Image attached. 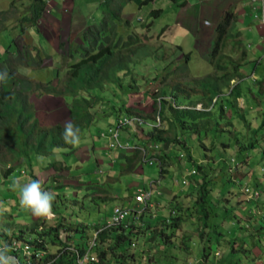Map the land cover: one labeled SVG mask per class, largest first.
Here are the masks:
<instances>
[{
    "label": "rangeland",
    "instance_id": "obj_1",
    "mask_svg": "<svg viewBox=\"0 0 264 264\" xmlns=\"http://www.w3.org/2000/svg\"><path fill=\"white\" fill-rule=\"evenodd\" d=\"M43 1V7L46 2L53 13L70 2L69 0L59 2L55 7L54 2ZM75 1L79 3L81 0ZM124 1L126 0H104L105 3L99 6L98 0H93L88 6L81 5L79 9L83 8V15L85 17L90 15L93 20V22L88 20L90 25L86 23L90 29H97V26H100V20L97 19L101 16H104L107 26L110 27L112 13ZM143 1L132 0L130 5H126L128 10L123 11L121 15L123 18H131L130 26L119 28L124 38L134 34L143 41L139 40L144 45L139 47L133 61L134 68L139 69L138 72L134 70L137 82L131 86L132 88L127 89L125 95H122L115 86H107L104 92L100 91L106 113L93 121L94 127L101 128L107 124L104 119L107 118L106 115L111 114L110 105L114 99L117 102L126 100L125 106L132 108V112L144 110L145 113H149L154 104V95L146 96V92L158 93L163 89L166 95H170L171 85L176 80L181 81L182 86L190 88L191 81L212 72L208 58L217 26L214 18L197 17L195 20L184 18V14L190 15L192 12L191 7L181 10L185 6L184 0H147L142 3ZM188 1L191 6L195 4L196 10L197 0ZM30 2L31 0H0V12L7 9L6 13L5 11L0 13V71L8 65L12 70H9V74L13 72L18 79L28 81L25 86L18 84L13 86L22 90L28 101L33 104L32 119H39L41 126H50L56 122L65 123L68 120L67 101L61 96L47 95L44 87L40 90L36 88L40 82L49 81L56 84L65 77V70L68 67L66 55L80 44L81 29L73 28L68 34L66 29L58 26L59 31L54 33L49 26L48 14L44 15L41 27L46 35L59 43L53 51L40 27L29 29L26 28L28 22L22 21L25 14L30 15L28 12ZM210 6L216 7L212 4L204 7ZM154 10H159V14L152 13ZM119 18L114 17L116 22L121 21ZM80 19L82 16L76 21L83 25ZM61 24H64V21ZM2 25L6 27L2 28ZM148 35H152L151 39L147 38ZM21 53L27 54L26 59L34 60L35 63H31L30 68L25 66ZM238 55L239 52L232 53L235 58ZM10 57H13V62L8 60ZM71 59L73 62L76 61L74 57ZM248 63L241 67L244 76L250 73V64H255ZM57 66L61 69L56 74ZM169 74H172L171 78L162 79ZM155 76L157 79H154ZM237 82L240 83L244 94L237 100L239 107L244 105L241 110L225 106L220 111L219 99L214 106H209L213 114L209 117L210 124H215V120H219L217 128L208 127L201 130L200 140L194 135H189V141L183 142L185 149L171 141L172 152L169 156L166 153L169 147L163 145V153L167 154L164 175L158 183H153L152 206L145 212L152 219L151 227L146 228L145 224L138 221V228H135L138 232L131 234L129 247L124 245L116 249L117 251L109 253L105 263L97 259L94 261L95 264H191L197 260H202L205 264H264V228L260 226L264 215V78L251 75L241 80L235 78L231 80V85ZM226 95L227 92L222 98ZM213 101L214 99L212 103ZM222 102L226 104L223 99ZM179 103L192 105L184 97L179 99ZM194 105L198 109H203L201 102ZM240 113L245 117L248 126L239 120ZM93 126L85 137L80 139L74 152L63 154L64 149H57L56 155L63 161L56 164L58 170L50 167L47 159L45 161V158L40 159V156L35 155L29 165L18 167L10 174L4 173L6 164L0 163V238L19 235L22 228L28 227L30 230L35 220L40 224L38 223L33 230L39 226L47 230L49 226L62 221L64 225L60 229L63 232L56 238V242L51 241V250H55L61 241L65 242L66 239L68 243L84 245L95 237L93 224L108 221L114 205L132 204L134 191L146 187L150 181L158 180L156 165L140 164L134 172L123 173V168L120 170V167L131 150L109 148L108 139L96 136ZM119 132L122 137L127 134L131 136L133 133L130 127H121ZM135 132L144 135V131L141 132L139 128H136ZM178 134L180 138L187 137ZM250 140H255V143L254 148L249 150V155L245 154L246 151L238 150L237 145L243 146L245 141ZM181 153L184 155L181 156ZM51 160H55V155L51 156ZM185 161L189 163L187 167L193 165L196 168V164L202 165V175L205 179H210L211 198L204 206L208 213L206 225L194 202L198 186L190 181V177L187 184L181 183ZM202 175L196 174V178L204 181ZM33 179L40 180L43 188L55 195V217L52 220L34 217L30 211L20 206L18 190H14L13 185L17 180L27 183ZM256 185L263 187L259 201H253L254 198L249 197L250 194L254 195ZM226 187L232 188L235 199L226 202L228 208L232 206L234 209L225 212V206L220 207L214 203L215 197ZM246 187L247 191L244 190ZM105 189L108 191H102ZM105 196L106 200L103 199ZM254 196L257 197L256 194ZM176 205L182 206L178 211L183 219L180 227L169 228L167 232L172 236L171 240L168 239L164 244L159 242L162 245L157 246L158 242L153 238V227L159 222L155 225V221L166 219L167 224H171L170 213ZM255 224H259V227ZM78 225L85 229L77 232ZM210 228L217 229V234L222 236L217 235L214 238L212 232L213 237L203 248L200 244L206 239L205 234L201 236V232H207ZM66 231H69V235ZM217 250L221 252L220 257L214 256ZM95 253L97 257L96 250Z\"/></svg>",
    "mask_w": 264,
    "mask_h": 264
},
{
    "label": "trees",
    "instance_id": "obj_2",
    "mask_svg": "<svg viewBox=\"0 0 264 264\" xmlns=\"http://www.w3.org/2000/svg\"><path fill=\"white\" fill-rule=\"evenodd\" d=\"M146 1L147 0H144L142 3ZM129 2L130 0L122 2V4H119V7L114 10L110 27L107 26L108 23L105 22L104 16H102L100 26H97V29L94 28L92 32L91 30L88 31L83 51L76 61L73 62L71 58L68 59L69 65L66 68V74L63 79L56 84H51L47 81L46 83L37 85V90L43 89L44 87L43 90L47 94L61 96L67 101V121H71L73 125L79 128L80 139L85 137L86 133L91 130L93 121L106 113L104 107L105 102L102 100V96H100V91L104 92L107 86H115L116 89L120 90L122 95H125L127 89L132 88L131 86L136 83L135 78L129 79L133 76L132 66H134V56L142 44L136 45L139 38L130 35L128 39L124 41L119 34L120 25L122 23L128 24L126 20H122L121 13L122 8ZM30 3V10H28L30 15L25 14L22 18V21L25 20L29 25L40 17L43 0H31ZM4 13H6V11ZM152 13L158 15L159 10H154ZM115 16H119L121 21L116 22V19H114ZM237 18L236 11L230 8L224 12L217 23L213 47L208 58L212 66V72L202 78L191 81L190 88L182 86V82L177 80L171 85L170 95L175 98L176 101L184 97L192 104L191 106H194L197 102H201L203 103V109L194 107L177 108L173 105L172 100L163 98L166 95V91L163 89L159 90L158 93H145L146 96L154 95L152 110L146 114L144 110H136V112L152 120L158 114L161 121L159 127H153L146 132L148 139L160 141L164 146H168V144L173 141L180 144V146H183L182 148L185 149L183 142L189 141V135H194L200 140L201 137L199 136V132L201 130L207 129L208 127H210V129L217 128L216 125L219 124V120H215V124H210L209 117L213 115L211 108H209L210 105L214 106L215 102L220 99L218 102V109L220 111H222L225 106L231 109L232 107H237L238 110H241L244 106L240 105L239 107L237 101L238 98L243 96L240 83L237 82L231 85V80L235 78L241 80L244 78L241 67L246 57V49L238 38L239 32L235 29ZM27 26L28 25H26V27ZM148 26H150V24H148ZM22 30H24V28H22ZM237 52H239V55L236 58L233 57L232 53ZM22 56L25 66L28 67L31 65L32 61L26 59L27 54L23 53ZM18 59H20V56ZM8 60L13 62L14 59L10 57ZM9 70H11V67L7 65V68L0 71V76H3V78H0V163L6 164L7 166L4 173L10 174L15 169L17 170L18 167L29 165L34 155L49 156L53 154L56 149H64L65 153L63 154L74 152L76 146L68 144L64 140L63 133L65 123L56 122L50 126H41L39 119H32L33 112L31 107H34L32 106L33 104L28 101L27 95H25L22 90L14 88L17 84L25 86L28 81L26 82L25 80L18 79L13 72L9 74ZM57 72L59 73L58 68L55 69L56 74ZM167 77L171 78L172 74L165 75L162 79ZM6 79L7 81H5ZM155 79H157L156 76ZM226 92V97L222 98V95ZM158 96H161L160 108L157 107ZM193 97L196 98L194 99ZM214 98L216 99L212 103ZM222 99L226 104H223ZM68 100H70V102H68ZM111 102L110 107L112 108V112L106 115L107 118L104 119L106 122L112 123V119L121 111L127 115L134 113L132 112V108L125 106V101H118V103L116 100H113ZM239 118L245 126H248V124L245 123V117L242 113H240ZM240 128H242L241 125ZM93 129L94 133L99 135L100 128L94 127ZM178 133L187 137L180 138V134ZM254 143L255 140H250V142L245 141L243 146L237 145V148L240 151H247V155H249V150L254 148ZM161 157L165 163L167 154ZM57 161L59 160L51 161L49 165L55 166ZM138 162L139 153L134 150L132 155L126 157L125 165L124 167L122 166L123 173L134 171L137 168ZM201 166L200 164L195 165L196 174L199 176L202 175ZM196 174L190 179V181L198 186L196 188L197 197L194 202L198 207V212L204 225H206L208 213L207 210L204 209V206L211 198V188L209 186L210 179H205V176L202 175L201 178L204 179V181H200L198 177L196 178ZM102 191L108 190L105 189ZM234 195L235 193L232 188L228 189L226 187L219 196L215 197V203L214 201L211 202L220 207L225 206V212L230 211L233 210L234 207L231 206L228 208L226 202L234 200ZM103 199L106 200L107 197L105 196ZM181 207V205H176L174 207L175 215L171 217V224H167L166 219H158L155 221V225L159 222V224L153 227V238L158 242L157 246L162 245L159 242L164 244L168 239L171 240L170 237L172 236L167 232L169 228L179 229L183 220L178 213ZM139 221L145 224L146 228L151 227L150 223L152 219L145 213L140 216ZM38 223V220H35L30 226V230L28 227L22 228L20 230L21 232H19V236H22L24 232L32 231L37 227ZM137 223L133 215L125 219L122 224L115 226L104 227L106 224L105 222L94 223V230L103 226V229L98 232L95 238V250L98 254L97 259L105 263L109 253L115 252L116 249L124 245L129 247L131 234L138 232L135 229L138 228ZM63 225L64 222L59 221L56 225L49 226L47 230H44V234L50 241L56 242V238L58 236L60 237L61 233L59 232ZM255 226L259 227L257 224H255ZM68 229L71 230L70 227ZM84 229L85 228L80 225L76 227L77 232H82ZM68 232L66 231L67 235H69ZM212 232L214 233V238L219 235L215 229L211 228L208 229L207 232H201V236L205 234L206 239H203V243L200 244L203 248L207 245V241L213 237V235H211ZM66 244V242L61 241L60 247H57L58 251ZM75 244L76 246L82 245L78 243ZM123 252L125 253L126 251L124 250ZM67 254L68 253H66V255H60L54 264H72L71 256H67ZM203 255L205 256V254ZM93 264L95 263L93 262Z\"/></svg>",
    "mask_w": 264,
    "mask_h": 264
},
{
    "label": "clouds",
    "instance_id": "obj_3",
    "mask_svg": "<svg viewBox=\"0 0 264 264\" xmlns=\"http://www.w3.org/2000/svg\"><path fill=\"white\" fill-rule=\"evenodd\" d=\"M103 3H104V0L102 1V5H103ZM260 3H261V0H260ZM130 4L127 3L126 5H130ZM126 5L122 8V13H123V11L127 12L128 7H126ZM3 11H6L7 12V9L2 10L1 12H3ZM51 11L52 10L48 7V5L45 2L44 3V7L42 6V9H41V12H40V17L38 19H36L32 24H30V25L27 24L28 26L26 28H29V29L32 28V29H34V27H36V26L37 27H40L42 29V32L45 35L46 39L48 38L47 39L48 42L46 40H43V41H46L48 43L49 47L52 48V46H51L50 43L51 42L54 43V39H52L49 35H46L45 31L41 27L42 26L41 23L44 22V21H42L43 16L46 15V14H48V16H49V14L51 13ZM261 11H262V9H261ZM257 16L259 18H257ZM260 16H261V12H260V14H256L255 15V17L257 19H259L261 25L264 26L262 24V22H261ZM86 18L89 21L92 20L90 18V15H88ZM121 18H122V20L123 19L126 20L128 24H123L122 23L119 28H121V26H126V28L128 26H130V22L129 21H130L131 18H123L122 15H121ZM101 19H102V16L99 19H97V20L99 21ZM92 22H93V20H92ZM88 24H89V22H88ZM75 26L78 27L77 29H79V28L81 29V40H80V44L78 45V47H74V50L72 52H70L68 55H66V60L68 61V65H69V60H68L69 58L74 57V59L77 60V58L80 56V53L83 51V47L86 44V41H85L86 40V35H87V33H88L89 29H90V26H88L86 24L82 27L80 23H78V24L75 23L73 25V27H75ZM4 27H6V26L5 25H2V28H4ZM56 27H57V32H58L59 31V28H58V26H56ZM71 30H70V32H71ZM90 30L92 32L93 29H90ZM72 34H74V31H72ZM119 34L121 35V37H122V39L124 41L126 39H128L129 35L132 36V37H136V36H134V34H129L126 38H124V36H122L123 34L121 33V31H120ZM151 36L148 35L147 38L148 39H151ZM137 38H139V36ZM139 40H140V38H139ZM140 41H138L136 43V45H140V44L144 45L143 43H141L143 41H141V42ZM55 45H58L59 46V43H56ZM73 45H74V43L72 42V46ZM58 46H56V47H58ZM68 46H69V44H68ZM52 50L55 51L54 48H52ZM76 56H77V58H76ZM147 57H148V55H147ZM134 59H136L135 56H134ZM28 60H29V58H28ZM33 62H34V60L32 61V63ZM244 63L245 62L243 61V64ZM36 64H38V63H36ZM245 64H247V63H245ZM57 68H58V70L60 72V69L61 68L59 66H57L55 69H57ZM132 69H133V76L129 80L135 78V76H134V70L136 72L139 71L138 69H135L134 66H132ZM65 74H66V70H65ZM0 78H3V76H0ZM244 78H246V76H244ZM154 79H155V77H154ZM136 82H137V79H136ZM43 83L44 82H42V84ZM47 95H50V94H47ZM50 96H54V95H50ZM163 98L172 100L173 105L175 107H177V108H189V107L196 108L195 105L194 106H191V105L190 106L189 105H187V106L186 105H180L179 101L178 100L176 101V99L173 98L171 95H165ZM160 99H161V96H158V98H157V102H158L157 107L158 108H160ZM215 99L216 98H214V101H215ZM124 101L126 103V100H124ZM124 118L131 119V123L130 124H128V123H121L120 120H123ZM106 123L107 124L105 126H103V127L100 128L99 135H96V136H99L100 138H104V139L106 138V139H108V147L109 148H119V149H124V150L125 149H130L131 150V153L128 156L132 155V153L134 152V150H136L139 153V162L137 164V167L140 164L141 165H143V164L144 165H151V166L156 165L158 167L159 177H158V180L157 181L156 180L155 181L154 180L153 181H150L149 184L146 187L138 188L136 191H134V195L132 196V204H129L127 206H124V205L123 206L122 205H114L112 207V209H111L110 214H109V218H110V215L112 213V210L116 206L127 207V208L130 209V214L125 219H127L129 216H132L133 215L135 217L136 221L138 222L139 219H140V216L143 213H145L152 206V201L153 200H152V197H151V189H152L153 183H155V182L158 183L160 181V179L163 178V175H164V160L162 159L161 156H163L166 153L169 156L170 152H172L171 151L172 150V147H171V144L169 143L168 146H167V147H169V150L166 151V153H163V143L162 142H160V141H153V140L148 139V136H147L146 132L148 130H151V128H153V127H159L160 124H161L160 117H159L158 114L152 120V119L145 118L143 115H139L137 112H134V113H132L130 115H127L124 112H119L118 114H116V116L114 117V119H112V123H109V122H106ZM121 127H130L131 130L133 131L132 135L130 136L129 134H127L125 137H122L120 135V132H119V128H121ZM136 128L141 129V132L144 131L143 132L144 135H142V134H140V135L136 134V132H135L136 131ZM114 130H117V132H118L117 141L113 138V135H112L113 132H114ZM107 132H108V134H107ZM141 135L143 137H141ZM63 136H64L65 142L68 143V144H71L73 146H77L80 143L79 128H77L75 125H73L71 123V121H66L65 122ZM155 146H157V148ZM56 152H57V149L54 151L53 154H51L49 156H43V155H35V156H38V157L40 156L41 157L40 159L45 158V161L47 159L48 165H49V163L51 161H54V160H51V156H54L55 155V160H59V161H57L55 163V166H56L57 163L60 164L61 162H63L61 159H59L57 157ZM245 154H247V151H246ZM180 155L183 156L184 154L181 153ZM151 157L152 158L153 157L158 158V160H159L160 163L158 164L156 161H153V162L150 163L148 159L151 158ZM231 159H233V158H231ZM185 163H186V161H185ZM188 164L189 163H186V165L183 164V172L181 173V175H182L181 183L182 184H187L189 177L191 178V177H193L196 174V168H194L193 165H190V167H187ZM111 165L114 167L113 163H111ZM124 165H125V162L121 165L120 170L122 169V166L124 167ZM55 166H50V167L54 168L55 170H58ZM132 172H134V171H132ZM13 188H14V190H18V194H19V197H20V200H19L20 206L22 208L30 211V213L34 217L41 218V219H46V220H52L55 217V212H54L55 195L52 192H50L48 190H45L43 188L42 183H41L40 180L33 179V180H30L27 183H21L20 180H17L14 183ZM262 188L263 187L261 185H259V186L256 185V189L254 190V195L256 194L257 197L255 198V196L253 194H250L249 197L254 198V199H252L253 201H259L258 198L260 196L259 194H260V191H261ZM140 189L141 190H147L150 193V199L147 202L146 206L140 205V204H138L135 201V195L139 192ZM244 190L247 191L248 190V187H246ZM138 208H141L142 210L140 212H137ZM251 211H257V210H251ZM173 215H175V210H172V212L170 213V217H172ZM125 219L123 220V222L125 221ZM108 221H109V219H108ZM108 221L105 222L106 224L104 225V227L115 226V225H108ZM260 226H262V224ZM102 229H103V226L100 227V228H98L95 231L98 234V232L101 231ZM34 231L35 230L30 231L28 233H25L24 232L22 234V236H24L26 234L33 233ZM62 232H63V230L61 229L60 230V233H62ZM43 233H44V227H43ZM97 234H96V236H97ZM219 235L222 236V234H219ZM11 236H13V235H11ZM16 236L21 237L19 235H16ZM47 241H48V244H49V246L51 248L52 243H51V241L49 240L48 237H47ZM65 242L67 243L65 246H67V245H76L73 242L72 243H68V240L67 239L65 240ZM65 246H63V247H65ZM57 247H60V245H58ZM57 249L58 248H56V250ZM220 255H221V253H220L219 250H217L214 253V256H219L220 257ZM198 263L199 264H205V262H203L202 260L194 261L191 264H198ZM0 264H17V262H16V258L15 257H12L10 255H7V257L0 256Z\"/></svg>",
    "mask_w": 264,
    "mask_h": 264
},
{
    "label": "crops",
    "instance_id": "obj_4",
    "mask_svg": "<svg viewBox=\"0 0 264 264\" xmlns=\"http://www.w3.org/2000/svg\"><path fill=\"white\" fill-rule=\"evenodd\" d=\"M69 1V4H64V6L61 9L56 10L54 14L52 13L53 10L49 14V26H51L50 29H52V31L57 32L56 26H61L62 28L67 30L68 34H70V30L72 28H78L77 26L73 27V25L75 23H79L76 20L80 16H82V19H80V21L83 22V25L81 24L82 27L88 22V19L82 13L83 8L79 9V7L81 5L88 6L93 0H81L79 3H76L75 0ZM102 1L103 0H98L97 3H99V6H102ZM52 2H54V5L56 7L59 5V2L63 3L66 2V0H50V3ZM131 2L132 0H130V3ZM184 2L185 6L182 7V11L185 10L186 7H191L192 9L190 15L184 14V18H193L194 20L197 19V17H200L202 19L214 18V22L217 23L226 10L233 8L238 16L235 29L239 32L238 38L246 49V57L244 62H249L248 64L252 62L255 63L254 65L250 64L249 67H251V70L250 73L246 75V77H250L251 75L253 77L264 78V59H262L264 58L262 57V55H264V26H262L259 19H257L259 18V15L257 16V18L255 17L256 14H260L262 9L260 0H197L198 5L196 10L195 4L191 6V3H189L188 0H184ZM209 4H212V6L216 7H204ZM63 21L64 24H61ZM50 44L52 48H56V46H58L55 45L56 42H51ZM263 226L264 215L262 218V227Z\"/></svg>",
    "mask_w": 264,
    "mask_h": 264
},
{
    "label": "built area",
    "instance_id": "obj_5",
    "mask_svg": "<svg viewBox=\"0 0 264 264\" xmlns=\"http://www.w3.org/2000/svg\"><path fill=\"white\" fill-rule=\"evenodd\" d=\"M261 22L264 25V0H261ZM121 123H131V119L124 118L120 120ZM113 138L117 141L118 132L114 130ZM157 148V146H155ZM149 162L156 161L160 163L158 158L151 157ZM150 199V193L147 190H139L135 195V201L143 206H146ZM142 209L138 208L137 212ZM130 214V209L127 207L116 206L113 208L110 215L108 225H118ZM95 233V237H96ZM5 237V236H4ZM95 237L91 241H87L86 244L79 246L67 245L62 247L60 251L58 249L51 250L46 235L43 233V227L39 226L33 233L26 234L24 236H10L7 238H0V256L7 257L10 255L16 258L17 264H54L56 259L62 255L67 254L71 256L72 264H88L97 260L95 248Z\"/></svg>",
    "mask_w": 264,
    "mask_h": 264
}]
</instances>
